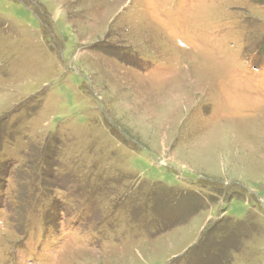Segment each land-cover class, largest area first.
Instances as JSON below:
<instances>
[{"label": "rangeland", "instance_id": "obj_1", "mask_svg": "<svg viewBox=\"0 0 264 264\" xmlns=\"http://www.w3.org/2000/svg\"><path fill=\"white\" fill-rule=\"evenodd\" d=\"M0 264H264V0H0Z\"/></svg>", "mask_w": 264, "mask_h": 264}]
</instances>
